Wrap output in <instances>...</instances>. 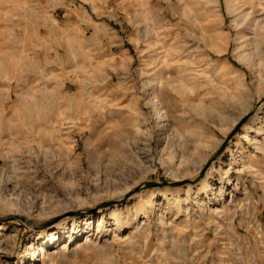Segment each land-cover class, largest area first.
I'll use <instances>...</instances> for the list:
<instances>
[{
  "label": "rangeland",
  "instance_id": "rangeland-1",
  "mask_svg": "<svg viewBox=\"0 0 264 264\" xmlns=\"http://www.w3.org/2000/svg\"><path fill=\"white\" fill-rule=\"evenodd\" d=\"M263 1L0 0V264H264V105L202 194L98 216L198 182L254 114Z\"/></svg>",
  "mask_w": 264,
  "mask_h": 264
},
{
  "label": "bare ground",
  "instance_id": "bare-ground-1",
  "mask_svg": "<svg viewBox=\"0 0 264 264\" xmlns=\"http://www.w3.org/2000/svg\"><path fill=\"white\" fill-rule=\"evenodd\" d=\"M259 1H261V0H259ZM250 2H251V0H250ZM256 5L262 7V9L264 10V4L259 2V4L256 3ZM256 5H253V6H255V9L259 8ZM253 9H254V7H253ZM258 11H257V13H258ZM245 16L247 17L248 15L245 14ZM258 21H260L259 25H258L259 30L261 32H263V34H264V17L260 18V20H258ZM238 47H239V45H237L235 49H238ZM240 47H241V45H240ZM239 56H240V54H239ZM262 100L264 101V99H262ZM263 101H261V100L258 101L259 104H258V107H257L256 111L254 112V114L252 116H250L246 120V122H244L242 124L239 131H237L234 135L230 136V138L231 139L233 138V139L231 141L229 139L230 142L228 141L227 146H225L226 148L224 149L222 154L215 161H211L209 163L207 169L202 174L203 176L201 175L202 177L199 179L198 182H196V183H193L194 181L189 182V181H191L189 179H192L193 176L191 178L181 177V176H180V178H177L179 176L176 175L173 180L174 181H182V180L186 179L187 183L185 184V186H183V187L182 186H180V187L158 186L155 188H151V189L149 188L148 190H145L142 184L140 186H136L137 184H135L134 186L127 188L124 191V193H122L121 197H119L118 199H115L114 204L112 206L103 205L102 206L103 208L99 209L98 216H101L103 214V212H105V211L111 210L113 212L114 220L116 221V223L117 222L119 223L120 222L119 209L121 206H124L131 199H135V201H134L135 207L141 208L142 206L143 207L146 206L151 211H154V214H157V211H159V207H156V201L159 198H164V199H167L168 201H170L168 196L174 195L172 198V201H176V199L174 197H176V195H178L180 192H183L185 198H188V197H190V192L194 189L196 190L197 196L202 194L205 190H207L209 188V179H210V177L213 176L214 172H216L217 169H219L221 167V165H223L224 158L226 156L232 155L234 149H236V148L242 149L240 139H243L245 141L251 140L250 133L253 131V126L258 119L259 109H261L262 106L264 105ZM155 111L157 114V118H160L159 110L157 108H155ZM257 143H258V141H257ZM206 162H207V160L204 161V163H206ZM231 163H232V161H231ZM178 168H173L171 170V172L176 174ZM132 189H133V191H131ZM142 190H145V191H142ZM124 195H126V196H124ZM197 196H195V197H197ZM217 211L218 210L215 208L211 212L216 214V213H218ZM159 215L160 214L158 213L157 216H159ZM67 221L68 220H62L60 222H54L51 225L47 226L46 227L47 229L45 228L44 230H42L43 233L45 231H51V233L49 234V236L45 240L41 241V243H45V244H42V247H38V250H37L38 252L44 253V250H46L51 244H53L52 242H53V240L57 234V230L65 229L66 225L68 224ZM71 221H72V223H71L72 227L78 226L79 222H77V220H71ZM76 222L78 223L77 225H76ZM161 222H162V220L160 218L158 223L161 224ZM92 223H93V218L84 219V224H86L87 227H89ZM4 228H5L4 226L0 225V230L4 229ZM34 258H35V253L32 252L30 259L32 261H34ZM21 261L23 262L24 260L22 259Z\"/></svg>",
  "mask_w": 264,
  "mask_h": 264
},
{
  "label": "water",
  "instance_id": "water-1",
  "mask_svg": "<svg viewBox=\"0 0 264 264\" xmlns=\"http://www.w3.org/2000/svg\"><path fill=\"white\" fill-rule=\"evenodd\" d=\"M239 126H240V125H238V126L236 127V129H235V131L232 133V135L238 130ZM146 186H147V187H152L153 185L147 184ZM154 186H155V185H154ZM15 218H16V217H15Z\"/></svg>",
  "mask_w": 264,
  "mask_h": 264
}]
</instances>
